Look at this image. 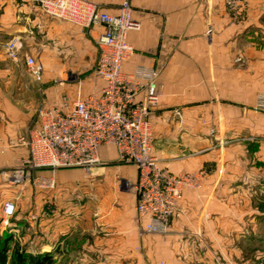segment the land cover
<instances>
[{
  "label": "crops",
  "instance_id": "crops-1",
  "mask_svg": "<svg viewBox=\"0 0 264 264\" xmlns=\"http://www.w3.org/2000/svg\"><path fill=\"white\" fill-rule=\"evenodd\" d=\"M92 1L117 13L123 0ZM131 3L142 28L128 36L134 53L123 72L157 70L161 97L152 116L153 154L173 173L200 174L201 179L198 188L185 190L171 232L156 237L150 263L257 264L255 240L264 218V204L257 206L264 198V112L251 108L264 94V0H247L246 17L240 19L228 11L226 0ZM102 30L53 18L31 0H0V35L20 38L23 51L43 63L47 104L78 98L75 84H55L61 75L89 76L83 96L101 92L105 82L91 70L99 60ZM12 63L0 51V233L14 234L29 250L60 254L85 231L82 247L71 248L83 251L78 264H146L136 196L126 186L136 182V166L97 169L81 213L71 193L72 169L34 172L33 178L53 177V190L11 182V167L29 156L21 138L38 118L27 86L19 88L20 97L11 91ZM100 156L109 163L118 158L113 146L101 148ZM7 200L15 202L17 211L4 227ZM36 203L35 230L31 213L18 210ZM50 203L54 214L47 212Z\"/></svg>",
  "mask_w": 264,
  "mask_h": 264
},
{
  "label": "built area",
  "instance_id": "built-area-1",
  "mask_svg": "<svg viewBox=\"0 0 264 264\" xmlns=\"http://www.w3.org/2000/svg\"><path fill=\"white\" fill-rule=\"evenodd\" d=\"M31 1L53 18L87 29L103 28L97 41L100 56L95 74L105 85L99 94H79L72 102L64 97L38 110V125L21 138L29 156L10 171L11 182H33L38 188L53 190L55 179L33 178L36 170L81 168L90 173L102 164L101 148L113 146L120 162L138 169L136 182H128L136 195L138 233L169 234L185 190L198 188L201 179L200 174L173 173L153 154L152 116L161 97L157 70L140 67L132 74L123 72L124 63L134 53L128 36L142 28L131 0H123L117 13L102 10L92 0ZM246 1L226 0L233 17L240 19ZM23 48L20 38L10 39L4 45V55L13 62H24L34 80L42 83L45 66ZM256 109L264 112V94ZM215 132L212 128V135ZM16 211L15 202L7 200L1 225L9 227Z\"/></svg>",
  "mask_w": 264,
  "mask_h": 264
},
{
  "label": "rangeland",
  "instance_id": "rangeland-1",
  "mask_svg": "<svg viewBox=\"0 0 264 264\" xmlns=\"http://www.w3.org/2000/svg\"><path fill=\"white\" fill-rule=\"evenodd\" d=\"M246 11L247 10H245L242 13L240 18L246 17V13H247ZM8 40H10V39L0 35V51H1V53H3V55H4V45ZM37 45H39V43H37ZM23 47H24V44H23ZM239 59L241 61L240 64L244 63L243 58H239ZM11 62H13V61L11 60ZM12 64L13 65H11V66L15 67L14 68L15 73L11 75V84H13V87H11V91L15 90V95L17 97H20L23 94V90H21V89H23L22 87L27 86L28 89H26V91L29 90V93L31 94V98L34 101L32 106L35 109V112L37 113V117H38V110L42 106L47 104V102H48V96L45 92L46 88L41 83L34 80V78L29 73L28 68L24 62H14ZM95 68H96V65L91 70V72L94 76L96 75L95 74ZM86 77H89V76H87V75H80V76H78V75H61V76H58V78L60 80L58 81V83L55 82V84L59 85V84L68 83V82L71 84H75L77 86V90H76L77 95H79V94L83 93L82 92V87L84 84L83 81H84V78H86ZM61 78H64L63 81H61L62 80ZM55 84L54 85L52 84L51 86H55ZM19 88H21V89H19ZM160 94H161V92H160ZM251 110L259 112V110H257L256 108H254V109L251 108ZM37 125H38V118H37V120L35 118V122L33 120L31 125L29 124V126H30L29 131ZM29 131H28V133H29ZM101 161H102L101 166L96 167L90 173H86L84 170L82 173L81 168H63V170L72 169L73 171H75L74 173L71 172L73 174V177H74V182H73V187H72L73 191H71V193H72V196L74 197V200L79 205V210H81L80 213L84 210L83 206L85 208V204H86L87 199H88V197H87L88 193L87 192H88V189L90 188V186H88V182L89 181L92 182L94 180L91 178H92V175H94L95 171L97 169L104 168L106 166H112V167L121 166L122 167V166L127 165V164L120 162L118 160V158L116 159V161L110 162V163L103 160L102 158H101ZM16 167H18V165L11 167V171ZM126 186H128L127 190L131 191L132 194L135 195L134 191L132 190V186L130 184H128V182L126 183ZM262 203L264 204V198L262 199V202L257 205L258 208L262 209ZM53 206H55V205L51 204V203L48 204V209H47L48 214H54L55 213L56 208ZM39 210H40L39 205H38V203H36V204H31L29 206L28 205H22L21 208L18 210V212H20V214L26 213L27 215H29V213H31L30 214V222L33 226V229L36 230V229H38ZM28 211H30V212H28ZM86 223L87 222L85 221L84 223H81L80 226H82L84 224L86 225ZM136 223H137V218H136ZM258 223H259L258 228H260V230H259V234L256 236V240H255V251L257 254V262L256 263L261 264L262 258H264V218L259 219ZM84 233H86V232L83 231L82 235L77 234L78 236H75L73 239H71V243L65 244L64 249L62 252H60V254H58L59 252L58 253L55 252V259L56 260H55L54 264H78L77 262L81 258H85V256L83 255V251H81L79 248H78V250H72L71 249V248H75L76 246L80 247V248L82 247V245L80 246V244L83 243L85 241V239L87 238V235ZM167 235H150V234L140 235L145 240L144 241V250L142 251V256H143V261L146 262V264H151L150 261L153 260L152 254H154L155 252H151V250L154 249L156 244H157V242L155 240L156 237L157 236L165 237ZM15 240H16V242L19 241V243L22 242L19 239H15ZM20 247H22L27 252L34 253V254L44 253V252H41L39 250H29L28 248L24 247V245H21ZM158 257H161V259H163L161 254ZM159 264H164V262L161 261V262H159Z\"/></svg>",
  "mask_w": 264,
  "mask_h": 264
},
{
  "label": "trees",
  "instance_id": "trees-1",
  "mask_svg": "<svg viewBox=\"0 0 264 264\" xmlns=\"http://www.w3.org/2000/svg\"><path fill=\"white\" fill-rule=\"evenodd\" d=\"M55 252L30 253L16 242L12 233H0V264H54ZM261 264H264L262 258Z\"/></svg>",
  "mask_w": 264,
  "mask_h": 264
}]
</instances>
